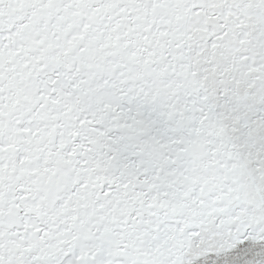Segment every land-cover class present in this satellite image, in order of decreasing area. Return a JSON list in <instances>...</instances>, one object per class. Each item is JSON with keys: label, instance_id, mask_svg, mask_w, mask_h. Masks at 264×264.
I'll return each instance as SVG.
<instances>
[{"label": "snow or ice", "instance_id": "1", "mask_svg": "<svg viewBox=\"0 0 264 264\" xmlns=\"http://www.w3.org/2000/svg\"><path fill=\"white\" fill-rule=\"evenodd\" d=\"M0 264H264V0H0Z\"/></svg>", "mask_w": 264, "mask_h": 264}]
</instances>
